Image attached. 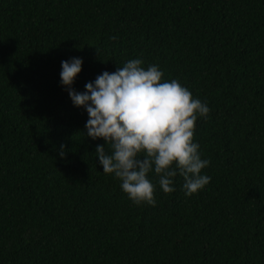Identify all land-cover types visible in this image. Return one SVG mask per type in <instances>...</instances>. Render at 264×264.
<instances>
[{
  "label": "trees",
  "instance_id": "obj_1",
  "mask_svg": "<svg viewBox=\"0 0 264 264\" xmlns=\"http://www.w3.org/2000/svg\"><path fill=\"white\" fill-rule=\"evenodd\" d=\"M72 58L76 92L141 59L206 102L210 183L165 194L153 170L134 205L61 85ZM0 264H264V0H0Z\"/></svg>",
  "mask_w": 264,
  "mask_h": 264
},
{
  "label": "clouds",
  "instance_id": "obj_2",
  "mask_svg": "<svg viewBox=\"0 0 264 264\" xmlns=\"http://www.w3.org/2000/svg\"><path fill=\"white\" fill-rule=\"evenodd\" d=\"M82 63L80 58L61 62V85L73 106L86 111L87 137L104 141L95 149L103 173L120 181L134 205L155 206L156 187L148 178L153 170L165 194L174 191L177 175L188 197L210 183L211 177L201 174L210 161L201 158L199 144L193 142L198 117L206 119L210 112L206 102L194 99L176 79L163 81L159 65L145 70L141 59L127 61L114 73L103 72L85 84L84 92H76L72 85Z\"/></svg>",
  "mask_w": 264,
  "mask_h": 264
}]
</instances>
